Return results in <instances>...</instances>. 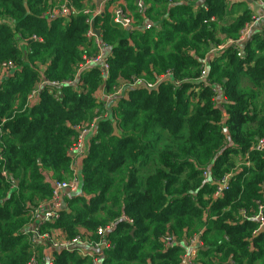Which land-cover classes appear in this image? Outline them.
I'll return each mask as SVG.
<instances>
[{"label": "trees", "instance_id": "1", "mask_svg": "<svg viewBox=\"0 0 264 264\" xmlns=\"http://www.w3.org/2000/svg\"><path fill=\"white\" fill-rule=\"evenodd\" d=\"M59 1L96 7L95 0H0V65H17L0 79V264L32 260L31 212L48 201L53 182L71 175L77 128L105 113L101 92L133 79L156 83L168 72L154 91L130 88L114 100L111 117L88 139L81 191L42 230H60L67 240L86 232L96 243L97 230L112 226L101 264H179L186 240L202 230L195 264H264V233L241 214L254 216L264 198V152L254 151L264 138V34L245 43L242 55L226 48L209 57L239 39L253 12L247 3L144 0L140 15L135 0H127L122 8L134 26L124 29L111 14L121 0H111L95 19L112 49L108 80L92 67L76 86L54 91L58 101L49 88L28 104L39 80L33 68L50 80H70L96 52L86 37L89 15L45 19ZM211 17L219 23H209ZM146 22L158 28L144 31ZM17 33L43 42L31 43L26 56ZM230 174L229 191L214 199L215 183ZM166 236L175 247L164 248ZM52 256L50 264H91L68 251Z\"/></svg>", "mask_w": 264, "mask_h": 264}, {"label": "built area", "instance_id": "2", "mask_svg": "<svg viewBox=\"0 0 264 264\" xmlns=\"http://www.w3.org/2000/svg\"><path fill=\"white\" fill-rule=\"evenodd\" d=\"M172 2V0H168ZM237 2H245L248 5V8L253 11L250 21L242 29L241 34L238 40H231L227 43L220 45L209 54L210 56L217 55L226 48H232L238 55H242L244 44L252 41V39L257 35L264 34V0H232ZM111 0H102V3L97 7L96 0L94 2L95 8L91 7V3H87V6L83 10L77 9L71 2H62L55 5L47 14H45V19L51 23L59 19H68L73 16H77L81 13L89 15L87 19V24L89 25V30L86 34V37L92 41L96 52L90 57L85 56L83 62L77 68L74 78L70 80L55 81L46 78L44 74V69L33 68L39 75V80L36 88L28 96V104L33 103L39 96L42 90L51 89L53 91V97L56 101L59 99V94L54 93V91L60 92L62 88L74 87L78 84V80L82 73L86 70H89L92 67H98L105 79L109 78L110 73V59L112 58V49L106 43L102 41L101 33L99 31V36L96 34L98 31L95 28V19L99 17L103 8L108 5ZM251 2V3H250ZM122 5L127 6V0H121L120 5L115 6L111 10L113 22L116 25L121 26L124 29H133L134 20L129 14L122 8ZM136 11L140 15L144 14L145 11V2L144 0H135ZM258 7L259 10H255ZM207 11V8H205ZM94 23V28H93ZM209 23H219L217 18L211 17ZM144 31H150L153 28H158L154 23L146 22L142 24ZM18 39L22 42L25 55L27 56L31 52V43H42L43 40L41 37L33 36L30 38H24L21 33L16 35ZM207 66L208 58L204 62L203 70L201 73V81H204L207 76ZM17 69L16 63L12 61L3 62L0 65V79L6 78L10 73L15 72ZM172 73L168 72L167 74L161 76L156 83L146 81L144 78L133 79L130 83H123L118 89H115L113 93L103 96L104 110L105 113L102 117L95 118L92 123H85L84 125L77 128V140L73 147L71 148V155L73 157L71 163V175L66 180L55 181L52 186V193L47 202L39 204V206L31 212V219L28 224L29 227V239L31 242V247L34 252V256L29 264H44L40 261V249L37 250L39 245L42 246L44 241L51 240L50 244L52 251H68L70 253H78L76 247H84L87 250L83 253L82 256L89 259L91 264H101V261L105 258V250L109 247L106 242V235L108 231L112 230V226L107 228H99L97 234L101 237L100 242H92L91 238L84 235L79 236L71 240L61 241L59 239H53L51 237V231L43 232V227L47 223H53L56 220L60 219L62 213L67 208V201L77 195L81 191L82 186V161L87 153V142L89 137L93 136L97 132V127L99 122L104 119H109L111 117V104L114 100L125 95L128 89L130 88H142L148 91H154L158 87V83L167 77L171 76ZM207 81V80H206ZM214 91L217 94V98L223 97L222 91L214 86ZM254 151L264 152V138L261 139L257 145L254 147ZM241 165L240 167H242ZM245 167H248L250 170L252 164L247 162ZM203 176L208 179V173L205 172ZM232 175H227L221 181H217L215 184L217 190L215 191L213 198L221 199L225 196V193L230 189V179ZM242 219L246 220H255L259 223V230L264 227V198L262 202L258 203V212L249 217L246 211H241ZM60 231V230H57ZM203 230L191 235L185 242L184 253L181 257L179 264H195V261L198 257L199 251L204 246L203 245ZM40 246V247H41ZM163 246L165 249L173 248L176 246V241L171 236H166L164 238ZM39 247V248H40ZM104 247V248H103ZM79 254V253H78ZM80 255V254H79ZM52 259L49 261L51 263Z\"/></svg>", "mask_w": 264, "mask_h": 264}, {"label": "crops", "instance_id": "3", "mask_svg": "<svg viewBox=\"0 0 264 264\" xmlns=\"http://www.w3.org/2000/svg\"><path fill=\"white\" fill-rule=\"evenodd\" d=\"M82 233H84V235H86L88 237L90 236L86 232H82ZM51 237L53 239L56 238V239H59L61 241L66 240V236L62 233V231H57V230L51 231ZM50 242H51V240H49V242L44 241V243L40 247L39 253H40L41 260L44 264H49V261L52 259L53 251H52V247H51ZM76 248H77V251L80 255L78 253H75V254H77L78 256H80L82 258H85L82 256V252L84 253L87 250V248H84V247H76Z\"/></svg>", "mask_w": 264, "mask_h": 264}, {"label": "water", "instance_id": "4", "mask_svg": "<svg viewBox=\"0 0 264 264\" xmlns=\"http://www.w3.org/2000/svg\"><path fill=\"white\" fill-rule=\"evenodd\" d=\"M168 1V0H167ZM96 3H97V7H99L102 3V0H96ZM251 3V2H250ZM255 10H259L258 7L255 8ZM93 28H94V23H93ZM96 34L99 36V31H96ZM113 136H116V137H119V134H118V127H117V124L114 123L113 124ZM264 233V227L259 231V235ZM104 248V247H103ZM205 250V249H204Z\"/></svg>", "mask_w": 264, "mask_h": 264}, {"label": "rangeland", "instance_id": "5", "mask_svg": "<svg viewBox=\"0 0 264 264\" xmlns=\"http://www.w3.org/2000/svg\"><path fill=\"white\" fill-rule=\"evenodd\" d=\"M62 2H64V1H62ZM62 2L59 1V3H62ZM59 3H58V4H59ZM239 9H240V7H239ZM238 13H239V11H236L235 14H238ZM245 86H246V85H245Z\"/></svg>", "mask_w": 264, "mask_h": 264}]
</instances>
